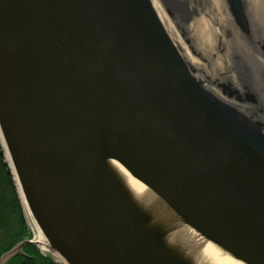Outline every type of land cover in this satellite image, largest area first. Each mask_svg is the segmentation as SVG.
Here are the masks:
<instances>
[{"label": "water", "instance_id": "1", "mask_svg": "<svg viewBox=\"0 0 264 264\" xmlns=\"http://www.w3.org/2000/svg\"><path fill=\"white\" fill-rule=\"evenodd\" d=\"M156 2L186 56L152 0H0V145L25 217L57 264H199L164 236L181 228L264 264V15Z\"/></svg>", "mask_w": 264, "mask_h": 264}, {"label": "trees", "instance_id": "2", "mask_svg": "<svg viewBox=\"0 0 264 264\" xmlns=\"http://www.w3.org/2000/svg\"><path fill=\"white\" fill-rule=\"evenodd\" d=\"M30 238L31 229L0 145V256L16 243ZM25 251L28 257H19L13 264H57L43 256L35 246L28 245Z\"/></svg>", "mask_w": 264, "mask_h": 264}, {"label": "bare ground", "instance_id": "3", "mask_svg": "<svg viewBox=\"0 0 264 264\" xmlns=\"http://www.w3.org/2000/svg\"><path fill=\"white\" fill-rule=\"evenodd\" d=\"M154 7L159 14L161 21L163 24H165L167 30L169 31L171 37L174 39L175 43L177 44L180 52L182 55L186 56L187 52L185 50L184 45L181 43L179 40V37L177 33L175 32L173 26L171 23L166 19L163 14L161 13V8L159 4L156 2V0H152ZM255 7L260 9V11L264 15V0H254ZM240 43L239 37L233 38V40L230 42L231 43ZM112 164L115 166V168L118 170L120 175L125 179L127 182L129 188L131 191L134 193V195L137 197V199L146 202L151 198V193L148 192V190L138 181H136L133 177L127 173L116 161L112 159ZM32 225L33 229L35 231V237L34 240L35 242L39 243L42 250L45 252H51L46 244L45 238L40 232L38 226L35 224V222L32 220ZM186 229V228H184ZM183 228H181L178 232H173L171 230H167L164 234L165 238L171 241H178L179 245L186 251L192 253V251H196L195 254H198L199 257H197V261L199 264H207L205 263L206 260L211 261L215 264H242L240 262H237L233 260L232 258L228 257L225 255L223 252H221L217 247H215L211 243H205L203 240H199L194 234L191 232H188L187 235H184L183 233ZM55 259L58 262H62L61 259L54 255ZM199 259V260H198ZM196 261V260H195Z\"/></svg>", "mask_w": 264, "mask_h": 264}, {"label": "rangeland", "instance_id": "4", "mask_svg": "<svg viewBox=\"0 0 264 264\" xmlns=\"http://www.w3.org/2000/svg\"><path fill=\"white\" fill-rule=\"evenodd\" d=\"M27 223H28L29 228L31 229V238L30 239H34L35 231H33L32 226H30L31 224L28 222V220H27ZM35 247L40 251L41 254H43L44 251L42 249L38 248L37 246H35ZM45 257L49 258L50 260H52L54 262H57L56 259L54 257H52V256L48 255V256H45Z\"/></svg>", "mask_w": 264, "mask_h": 264}]
</instances>
